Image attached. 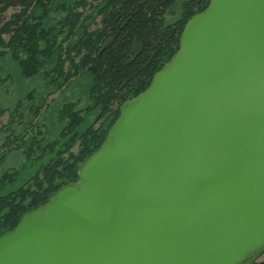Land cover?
I'll use <instances>...</instances> for the list:
<instances>
[{"label":"water","instance_id":"water-1","mask_svg":"<svg viewBox=\"0 0 264 264\" xmlns=\"http://www.w3.org/2000/svg\"><path fill=\"white\" fill-rule=\"evenodd\" d=\"M0 264H245L264 249V0H209Z\"/></svg>","mask_w":264,"mask_h":264},{"label":"trees","instance_id":"trees-1","mask_svg":"<svg viewBox=\"0 0 264 264\" xmlns=\"http://www.w3.org/2000/svg\"><path fill=\"white\" fill-rule=\"evenodd\" d=\"M208 3L0 0V15L8 8L18 9L0 28V58L9 49L22 77L45 80L41 91L32 88L25 94V104L20 100L8 111L1 128L7 135L0 164L14 150L21 151L24 161L0 177V235L13 229L21 214L78 179V168L100 147L122 103L148 87L155 72L178 50L186 22ZM51 12L61 16L51 18ZM3 33L9 34L7 41ZM77 78L85 81L79 83L85 103L79 107L68 100L57 109L60 128L49 140L47 129L35 119L48 106L50 95ZM25 111L32 119L16 130Z\"/></svg>","mask_w":264,"mask_h":264},{"label":"rangeland","instance_id":"rangeland-1","mask_svg":"<svg viewBox=\"0 0 264 264\" xmlns=\"http://www.w3.org/2000/svg\"><path fill=\"white\" fill-rule=\"evenodd\" d=\"M56 1H66L71 2L73 0H56ZM18 9L8 8L3 14L0 15V28L10 20L11 16L16 13ZM55 11V10H54ZM39 12V9L36 10ZM60 13L51 12V18H59ZM2 38L4 41L9 39L8 33H3ZM44 79L40 76H35L32 78H24L20 74L18 61L15 59V55L9 49H6L4 56L0 58V112L6 110L4 113H0V154L3 150L1 148L5 141L7 132L2 128L8 121V111L12 110L18 101H22L25 104L27 101L25 99V94L32 88L37 91H41L44 85ZM79 83L84 84V80L80 78L74 79L68 87L64 90H58L54 94L50 95L48 98V106L43 108L40 115L35 119L39 121L40 124L47 129V138L49 140L54 139L60 128V124L57 119V109L66 101L71 100L78 102L79 107L83 106L85 103L84 87L79 85ZM27 114L24 117L23 123L16 124L14 127L16 130L21 129L23 124L32 119V115ZM74 150H76L74 148ZM23 156L21 151H11L5 154V157L0 164V177L2 173L6 170L19 169L23 164ZM264 264V251L251 257L245 264Z\"/></svg>","mask_w":264,"mask_h":264}]
</instances>
